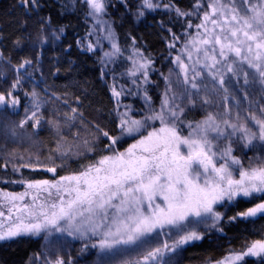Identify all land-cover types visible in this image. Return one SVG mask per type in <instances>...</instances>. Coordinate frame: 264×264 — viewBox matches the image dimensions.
Returning a JSON list of instances; mask_svg holds the SVG:
<instances>
[{"label":"snow or ice","instance_id":"6c2138e0","mask_svg":"<svg viewBox=\"0 0 264 264\" xmlns=\"http://www.w3.org/2000/svg\"><path fill=\"white\" fill-rule=\"evenodd\" d=\"M44 7L15 0L18 34H0V151L27 146L4 152L3 167L21 175L5 182L24 190L0 191V242L41 239L25 264H180L187 246L231 243L229 232L264 220V0H193L187 9L173 0H61L59 14L86 26L75 47L97 57L112 103L104 119L90 118L80 95L47 84L45 46L69 25H54ZM110 8L123 9L118 19ZM157 12L173 25L167 72L135 36L122 46L117 31ZM197 110L200 119L189 116ZM70 161L79 167L66 171ZM25 169L51 177L25 178ZM226 251L206 264H264V238Z\"/></svg>","mask_w":264,"mask_h":264},{"label":"trees","instance_id":"16d2710c","mask_svg":"<svg viewBox=\"0 0 264 264\" xmlns=\"http://www.w3.org/2000/svg\"><path fill=\"white\" fill-rule=\"evenodd\" d=\"M14 2L15 0H0V34H3L5 37L15 33L18 23V13L12 8ZM60 2L61 0H42V3L45 5L42 15L51 14L54 25H69L55 47L51 44L45 46L43 65L46 82L52 86V90L58 92L68 91L71 94L80 95L84 100L83 107L86 114L90 118L98 117L104 119L112 103L107 86L98 78L100 65L97 61V57L80 54L75 47L77 34L83 35L86 26L82 19H79L76 15L66 14L61 16L59 14ZM173 2L178 7L187 9L193 0H173ZM117 7L119 8V5ZM109 11L112 13L114 19H118L120 11H123V9L120 8V11H116L110 8ZM161 19L166 21L164 30L157 27V21ZM167 20L168 17L166 14L157 12L147 15L146 18L140 22H136L129 18L122 25L118 23L117 31L120 36L121 45L127 47L131 44L129 36V34H131V36L136 37L138 46H141L146 52L151 53L155 57V65L163 63L164 56L167 55L164 37L169 36L167 28L173 27V25L167 23ZM173 30L179 32L181 29L177 25ZM4 43L8 44L10 47V41L5 40ZM69 43H72L73 47L68 53H64L62 50L67 47ZM4 50L7 53V48ZM70 62H73L71 63V67ZM53 64L60 68V73L56 76H52L49 73V69ZM166 67L164 66L162 70L166 71L164 70ZM36 75L39 77L40 74L37 73ZM43 86L44 85L41 84V88H43ZM95 109H101V111L97 113ZM198 115H200L198 111L189 113L190 117L195 116L196 119ZM42 135L45 137L47 136L46 133ZM45 149L47 150V148ZM69 163L70 168L66 171L79 167V164L76 162L70 161ZM60 174H65V171H62ZM23 176L25 178L31 177L35 179L51 177V175L45 173L37 175L26 169L23 170ZM15 177L17 176H14V174L10 175L9 170L5 169L0 161V180H12ZM228 236L235 237L232 239L231 243L227 238L224 240H217L213 237L212 240L205 239L195 245L186 247V250L181 255L182 261L186 264H200L206 262L208 257L219 259L227 253L226 250L229 247H239L245 238L252 240L263 237L264 220H258L255 225L249 224L247 226V231H245L244 226L241 225V230L239 232H229ZM42 243L43 241L39 238H22L12 242H0V264H25L32 253L40 250ZM78 247L79 244L76 243L73 251Z\"/></svg>","mask_w":264,"mask_h":264},{"label":"rangeland","instance_id":"374dc122","mask_svg":"<svg viewBox=\"0 0 264 264\" xmlns=\"http://www.w3.org/2000/svg\"><path fill=\"white\" fill-rule=\"evenodd\" d=\"M170 38V37H169ZM165 48H166V51H167V47H166V43H165ZM175 53H173V55H174ZM97 55H99V54H97ZM126 55H127V53H126ZM168 61H163V63H160V64H158V65H155L157 68H163L164 66L166 67H168ZM128 66V62H127V60H124L123 58H122V62H120V63H117L116 65H115V69H116V72H117V76H118V79H119V73L120 72H122V71H124V69L126 68ZM109 67L111 68V67H113L112 65H109ZM167 67L164 69V70H166L165 72H167ZM158 73L156 74V75H154L153 77H152V79L153 80H156L157 78H158ZM108 81H109V83L111 82V73L109 74V77H108ZM163 90V83H162V81H161V87H160V90L159 91H162ZM151 94L153 95V97H154V99H155V103H156V105L158 106V104H159V94H158V92H157V90H155V89H153L152 90V92H151ZM123 103H133L134 104V107H136V108H139V107H141L142 106V101H140L139 99H137V100H135V101H133V99L132 98H125L124 100H123ZM22 111H23V109H21ZM21 111V112H22ZM198 112H200L199 110H197ZM203 115V113L202 112H200V115H198V118L197 119H200L201 118V116ZM158 126V125H157ZM132 141L131 140H129L128 141V143H131ZM24 147H27L26 145L25 146H19V145H16V144H12V143H9V145H8V147H7V149L6 150H3V151H0V161L2 162V164L4 165V161H5V155H4V152L5 151H11L13 148H15L16 150H17V152L18 153H23L24 152ZM124 147H127V144H125L124 145ZM43 151H44V153L45 154H47V150L44 148L43 149ZM25 155H26V153H25ZM249 155H252V153H249ZM245 162H247V161H245ZM7 169L9 170V173H10V175H12V174H14V176H17V177H15L14 179H12V180H19L21 177H20V174L19 173H13L12 172V166H11V164H9L8 165V167H7ZM26 170H28V169H26ZM12 173V174H11ZM49 175H51V174H49ZM5 181H11L10 179H8V180H3V181H1L0 180V191H5V192H20V191H23L24 189H23V186L22 185H19V184H12V183H6ZM261 238H264V236L263 237H261ZM32 239H36V238H32ZM197 243H199V242H197ZM188 247V246H187ZM227 253H225V255H226ZM224 256V255H223ZM222 256V257H223ZM221 257V258H222ZM89 259H91V257L89 258ZM220 259V258H219ZM180 264H186V263H184L183 261H182V259L180 258ZM195 264V263H194ZM198 264V263H197ZM200 264H206V262H202V263H200Z\"/></svg>","mask_w":264,"mask_h":264}]
</instances>
